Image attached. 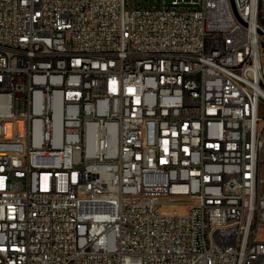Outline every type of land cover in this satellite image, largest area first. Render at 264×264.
Segmentation results:
<instances>
[{
	"label": "built area",
	"instance_id": "obj_1",
	"mask_svg": "<svg viewBox=\"0 0 264 264\" xmlns=\"http://www.w3.org/2000/svg\"><path fill=\"white\" fill-rule=\"evenodd\" d=\"M263 229L264 0H0V264H264Z\"/></svg>",
	"mask_w": 264,
	"mask_h": 264
},
{
	"label": "rangeland",
	"instance_id": "obj_2",
	"mask_svg": "<svg viewBox=\"0 0 264 264\" xmlns=\"http://www.w3.org/2000/svg\"><path fill=\"white\" fill-rule=\"evenodd\" d=\"M133 2H135V0H132ZM136 1H139V0H136ZM183 203H187L188 201H181ZM260 238H264V229L261 231L260 235H259Z\"/></svg>",
	"mask_w": 264,
	"mask_h": 264
}]
</instances>
